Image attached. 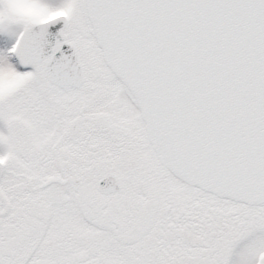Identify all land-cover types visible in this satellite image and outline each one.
I'll list each match as a JSON object with an SVG mask.
<instances>
[{
  "label": "snow or ice",
  "instance_id": "obj_1",
  "mask_svg": "<svg viewBox=\"0 0 264 264\" xmlns=\"http://www.w3.org/2000/svg\"><path fill=\"white\" fill-rule=\"evenodd\" d=\"M0 264H264V0H0Z\"/></svg>",
  "mask_w": 264,
  "mask_h": 264
}]
</instances>
